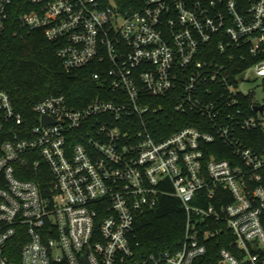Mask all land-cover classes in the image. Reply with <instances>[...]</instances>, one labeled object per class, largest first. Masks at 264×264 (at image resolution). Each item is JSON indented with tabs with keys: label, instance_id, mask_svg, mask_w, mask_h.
Returning a JSON list of instances; mask_svg holds the SVG:
<instances>
[{
	"label": "built area",
	"instance_id": "2783aa9c",
	"mask_svg": "<svg viewBox=\"0 0 264 264\" xmlns=\"http://www.w3.org/2000/svg\"><path fill=\"white\" fill-rule=\"evenodd\" d=\"M24 3L13 36L40 31L96 92L26 120L0 88V264H210L223 231L214 264H264V103L245 89L264 80V0ZM161 196L183 234L142 257L134 223Z\"/></svg>",
	"mask_w": 264,
	"mask_h": 264
},
{
	"label": "trees",
	"instance_id": "16d2710c",
	"mask_svg": "<svg viewBox=\"0 0 264 264\" xmlns=\"http://www.w3.org/2000/svg\"><path fill=\"white\" fill-rule=\"evenodd\" d=\"M14 6L0 37V88L8 93L14 109L28 120L32 117L31 106L48 95H62L70 105L83 106L96 92V83L91 77L94 68L89 65L65 72L55 55L56 43L46 40L38 30L13 36L17 16L28 9L24 0H15ZM171 117L177 125L178 117ZM4 137L5 133H1L0 143ZM249 146L255 149L253 144ZM137 217L132 243H138L136 249L142 257L175 247L183 234L185 213L180 202L172 196H161L153 209ZM224 236L229 235L223 231L209 245L205 258L210 264L215 263L217 250L225 244Z\"/></svg>",
	"mask_w": 264,
	"mask_h": 264
},
{
	"label": "rangeland",
	"instance_id": "374dc122",
	"mask_svg": "<svg viewBox=\"0 0 264 264\" xmlns=\"http://www.w3.org/2000/svg\"><path fill=\"white\" fill-rule=\"evenodd\" d=\"M245 89L250 90V96L253 102L264 103V80L258 78L249 84H246Z\"/></svg>",
	"mask_w": 264,
	"mask_h": 264
},
{
	"label": "water",
	"instance_id": "95a60500",
	"mask_svg": "<svg viewBox=\"0 0 264 264\" xmlns=\"http://www.w3.org/2000/svg\"><path fill=\"white\" fill-rule=\"evenodd\" d=\"M257 109L260 110L261 107H258ZM46 122H47V118L43 117V118H42V123H46ZM84 264H87V263L84 262Z\"/></svg>",
	"mask_w": 264,
	"mask_h": 264
}]
</instances>
